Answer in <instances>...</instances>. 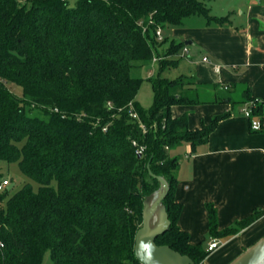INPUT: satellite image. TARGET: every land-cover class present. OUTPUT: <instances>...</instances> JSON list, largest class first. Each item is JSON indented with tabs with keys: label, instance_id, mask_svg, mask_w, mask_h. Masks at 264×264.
Returning a JSON list of instances; mask_svg holds the SVG:
<instances>
[{
	"label": "trees",
	"instance_id": "obj_1",
	"mask_svg": "<svg viewBox=\"0 0 264 264\" xmlns=\"http://www.w3.org/2000/svg\"><path fill=\"white\" fill-rule=\"evenodd\" d=\"M211 1L0 0V179L7 177L1 166L16 163L38 185L0 193V264H43L48 251L54 264H141L134 247L144 201L160 188L150 170L170 186L171 226L156 243L205 264V244H192L178 225L180 157L171 151L189 143L194 153L232 112L192 130L188 113L174 117L172 110L241 108L257 98L246 83L230 91L193 75L165 77L185 43L159 42L156 31L196 16L228 23L229 16L211 14ZM155 56L162 58L157 73L146 80L133 74L151 69ZM144 82L154 94L149 108L137 102ZM9 85L20 86L22 97ZM207 211L210 235L224 240L264 217L256 209L220 230L216 207Z\"/></svg>",
	"mask_w": 264,
	"mask_h": 264
},
{
	"label": "crops",
	"instance_id": "obj_2",
	"mask_svg": "<svg viewBox=\"0 0 264 264\" xmlns=\"http://www.w3.org/2000/svg\"><path fill=\"white\" fill-rule=\"evenodd\" d=\"M208 5L212 15L229 16L228 23L209 24L196 16L171 30L169 40H185L188 47L187 75L201 84L229 86L230 91H235L232 84L246 83L253 97L264 98V0H213ZM154 70L157 73L158 65ZM172 112L174 117L188 113L192 130L232 112L194 153L189 143L171 151L180 157L175 191L176 201L182 204L180 229L190 235L192 244L208 248L214 240L224 243L205 264H230L264 237V217L228 240L213 238L207 205L216 207L220 230L264 209V133L253 132L241 108L227 103L178 105Z\"/></svg>",
	"mask_w": 264,
	"mask_h": 264
},
{
	"label": "water",
	"instance_id": "obj_3",
	"mask_svg": "<svg viewBox=\"0 0 264 264\" xmlns=\"http://www.w3.org/2000/svg\"><path fill=\"white\" fill-rule=\"evenodd\" d=\"M150 170V164L148 165ZM150 175L160 183V188L146 197L143 209V223L136 234L135 257L141 264H195L187 255L175 251L168 245H158L156 239L167 232L171 226L169 214L164 204L170 192L167 180L155 176L150 170ZM13 183L8 187L11 191ZM230 264H264V237L247 248Z\"/></svg>",
	"mask_w": 264,
	"mask_h": 264
},
{
	"label": "rangeland",
	"instance_id": "obj_4",
	"mask_svg": "<svg viewBox=\"0 0 264 264\" xmlns=\"http://www.w3.org/2000/svg\"><path fill=\"white\" fill-rule=\"evenodd\" d=\"M196 18H200L201 20L204 19V17H201V16H197ZM186 22H189V19H187ZM173 28H175V27L167 26L164 29V36L163 37H166L167 39L173 38L172 33H171V30ZM177 40L179 42L185 43V40H182V39H180V40L177 39ZM183 49L181 50L180 54L177 57L178 59H180L179 64L175 67H171L169 69H166L167 71L164 74L165 77L176 79V78L180 77L181 75H187V73L189 71V65L186 61L190 62V59H189V55L184 56ZM199 59H202V58L199 57ZM148 73H149V69H147V68H142L139 70L137 69L133 72V74L135 76L141 77L145 80L149 76H152V75L148 76ZM9 87L17 96L22 97L23 89L20 86L9 85ZM219 91H220V94L222 96L228 95V92H226L223 89H220ZM153 101H154V94H153L151 84L148 82H144L143 85L141 86L140 90H139V93L137 96V102L141 106H143L144 108H149L150 106H152ZM1 169H2V173L4 175H6L7 177L9 176L11 179H13V183L15 184V187L13 188L12 193L17 191L25 183H29V182L33 183L34 189H38V185L36 182L30 181L24 175H22L18 164H16V163H13L10 165L5 164V165L1 166ZM43 264H54V262L52 261V258H51V252L50 251L46 252V254L44 256Z\"/></svg>",
	"mask_w": 264,
	"mask_h": 264
},
{
	"label": "built area",
	"instance_id": "obj_5",
	"mask_svg": "<svg viewBox=\"0 0 264 264\" xmlns=\"http://www.w3.org/2000/svg\"><path fill=\"white\" fill-rule=\"evenodd\" d=\"M157 40L160 42L163 40L162 36V28H158L156 31ZM184 56L189 55L188 47H184ZM162 58L155 56L152 62V68L149 71V75H153L154 65H156ZM205 62H208V58H204ZM219 70V68L217 69ZM227 89V87H225ZM241 113L249 120L250 128L253 132H259L264 129V100L261 98H257V100L245 104L241 107ZM133 118H138L137 114L131 113ZM136 145V143H134ZM138 153L142 155L144 153V148H140ZM13 182L10 177H3L0 179V193L4 192ZM224 243L220 240H214L211 242L207 248V251L210 253L215 252L219 248H221Z\"/></svg>",
	"mask_w": 264,
	"mask_h": 264
}]
</instances>
